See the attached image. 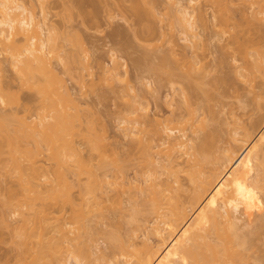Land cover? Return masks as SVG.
Here are the masks:
<instances>
[{
	"label": "rangeland",
	"instance_id": "374dc122",
	"mask_svg": "<svg viewBox=\"0 0 264 264\" xmlns=\"http://www.w3.org/2000/svg\"><path fill=\"white\" fill-rule=\"evenodd\" d=\"M28 1L29 0H27V5L30 2V1L29 2ZM33 1H34V3L31 4V2H30V5H28L29 6L28 8L32 10V8L30 6L35 4L36 10H34L35 8L33 6V8H34L33 12L37 15V18L38 19L40 17L43 18V15L46 14L48 24L50 25V28L48 30L49 32L44 31L43 34L41 33V35L44 36L45 33L51 34V37L52 36L54 37L53 38L54 42L56 41L55 38H57L58 45L56 43L55 44L59 47V48L58 47L57 48L59 49V52H60L59 53L57 50V53L61 55L62 53L65 52L63 54L65 57L63 55L62 56L59 55V57L56 54H55V56L53 55L54 57L52 56V59H54L55 62L52 59H51V62H52V64L54 63L53 65L55 67H57L58 72L61 73L59 75L61 77L63 76L62 78L66 80L65 82H67L66 84H68V88L70 89V92L73 95L71 97H73L74 100L71 98L72 100L70 99L71 100L70 101L69 100L70 97L65 98L66 95L63 96L62 94L60 95L61 97L57 95V98L60 97V99L54 98V97H56L55 93H53L54 97H52V100L54 102L58 101L57 103L59 104V106L60 107L63 106L62 110H64V108H65L64 111H62L61 109H60L61 111L58 110V113L62 114V115L65 114L64 116H66V119L68 120L69 127H71V124H72V127H71L72 130L69 129L70 132H67V134L69 133L68 134L69 137L66 136L67 134L65 135L66 139H67V137H68V139L65 140V138H64V140H65V144L63 145L64 151L66 149L70 154L69 155L65 151L66 155L64 157V159H65V162H63L64 165L60 164V166H57L59 164V161H60V163H62L61 160L53 161V158L51 159L50 158L51 156L50 155H49L50 157L48 156L49 152L45 151V150H47L46 147L44 148V152H43V149H41L43 154H41L42 152H39L40 150H38L37 152L34 151L33 154H35V156L38 159L34 160V157H33L30 160H27V156H25V157H21V159H23L22 162L24 161V158H25L26 161L24 163H26V162L28 163L29 161H30L29 163H32L31 160L33 159L36 162V163L34 162L35 163L34 165L36 167H38L40 171H43L45 169L44 171H46L48 173L47 174L46 172L43 173V172L38 171L39 173H42L40 175H42L43 178H46L43 176V174L47 175V176L51 174L48 177V179H49V181L52 180V182H54V184L56 182L58 183V181L60 179V181H62V182L59 181V183H61L60 187L64 188V189L63 188L62 189H63V191H65L67 197L68 198H72V197L75 198L73 207H74V210L76 209L75 211H77V209L82 208L80 206L81 203H80V188H79L81 178L79 179V177H81V176L83 178H85V177H84V175H81L80 173L78 174V172H79L78 168H79L80 164L84 163L83 159L85 160V162H87L91 158L92 161L90 159L89 162L91 161V163H94L93 165H97L99 167L98 172L108 171L107 173H109V175L112 176V175L116 174L117 169L115 168V170H114L113 166H115V165L113 163L110 164L109 162L113 161L114 158H117V159H119L121 164L125 165V167H126L125 168V174H126L127 178L130 179V181L135 182L138 179L141 181L143 179H147V177H146L147 173H144V172L150 171V170H147L148 168L149 169L151 168V170H153L158 165L157 164L156 165H150V167H148L147 166L148 164L145 162L146 159L142 160V158H141L142 154H145L144 153L145 151L143 152V150H145V149H143V146L146 145L148 142H150V139H152V138H154V139H152V140H154L153 143H156L155 139H158V140L160 139V138H158V135H157L158 133L156 132V128L158 126L156 124L154 127V124H155L154 122H157V120L165 119L162 122L167 123V121H166L167 118L173 117L172 114L176 113L178 121L180 122V120H182V121L184 120V122H180V123L176 122L178 124H176V123L171 124L170 123L168 126L170 127V125L174 124L173 127H175L176 125H178L179 127H182L180 131L184 132L187 135V138L194 139L193 140V141H195L194 143L198 144L199 146L202 147V149H204V153H205V155H207L209 157V159H210L211 154L207 153V151L211 152V153L214 152L213 153L214 156L211 155V159H213V160L210 159L211 163L209 161V163L205 164L207 166V169L205 168L206 167L205 165H204L205 167H203V169H205L204 170L205 171V173H204L205 177H206V175L209 174L211 176V178H210V176H208L210 178V179L209 178L208 179L212 180L213 179L212 176L215 177L214 174H216V176H217V172L213 173V171L219 170L218 173L221 172V170H220L221 166L224 164L222 166V172H224L226 174H224L225 176H223V173L221 172L220 176H217L218 180L219 181L223 180V182H227V186L231 187L232 189H233V187H235L236 188V190L234 189L235 191L238 190L236 192L237 194L234 195L232 193L231 188L230 189L227 188L228 190H231L230 192L229 191L228 192L232 193V195H234V197H230V194H229L228 198L230 199V201L226 202V206L227 205H229V206L227 208L226 207L225 208L229 211V213H231L235 217L239 218L240 222L242 224H247V225H245L246 227H243L244 229H241V231H243V232L245 231L247 233L244 236L245 239H247V237L249 240L251 239L250 241L247 240L249 242L246 244V246L248 248L247 250H249L248 254L251 252L249 254V257L250 256L251 257L248 258V254L245 251L244 257L246 259L242 255L237 256V255H239V253L234 256V259L236 260V258H237L238 261H241V263H243V264H247V263L248 264H264V224H263L264 223V188H263L264 187V127L262 129L259 128L260 130L257 129L258 127L264 126V124H262L264 122V118H262V117H264V74H263L264 69L262 68L263 71H261V69H258L259 67H262V65H264V60H263L264 58H262L263 54L261 53V50L264 53V14H263L264 13V0H228V1L227 0H221V2H220V0H214V1L213 0L212 1L211 0H193V2H192L193 4L191 3V5L189 4L190 3L189 0H182L184 4L186 3V5L187 4H188V6L190 5L189 8L191 9V12L193 13V15L195 12L194 16H196V17L195 18L193 17V18L194 19L198 18L196 20H193V21H196L197 26H198V28L196 26V30H195L196 34H198V35H196V37H195L196 40H195V38L193 39V41L195 40V43L192 40L188 39L194 43V44L190 43L193 45H195L198 42L196 44L197 46L195 45V47H193V46L191 47V45L189 44L190 41H188L186 43V41L184 40L185 36L183 35V33L181 34V32H180V30L182 31V28L180 29V27H181L180 22H178L177 18L175 19V17H172V16H177V14L175 13L176 11L174 9L175 5L171 4L172 2L174 3L176 0H174V1L171 0V2H169L170 0H157V1L151 0V1H153V2H151L152 5H150L149 0H148L149 4L143 0L146 3V5L149 6V9L150 8L153 9L152 10L153 14H155L156 17L152 16L153 15V14L151 15L152 12L150 13L148 11L149 9H147L148 6L146 7L144 2H142V0H139L140 1L139 5H141L139 7L141 9L143 8V10H141V11H143V14H144L143 16L146 18L141 16L142 13H140L141 18H139V16L137 15L138 12H136V14L134 13L136 11L135 7H133V5L135 3L133 4L130 0H73V1L72 0H69V1L68 0H48V2L46 3L48 5V7L46 8V10H45L46 13L44 12V14H43V11L41 10V8L39 7L40 5L38 4V2L36 0H33ZM36 3L38 4V6ZM70 3H71V5H70ZM171 5H173L174 8L170 7ZM150 6H154L155 10H157V11H155L154 8L150 7ZM193 6H195V7L193 8ZM145 7H146V9H145ZM199 7H202V9L204 11H202V9H201V11H199ZM70 8H71V10H68ZM170 8H173L170 10L171 12L169 11ZM144 9L147 12H149L150 17H149V15L146 16L147 12H144L145 11ZM195 9H197V10H195ZM216 9H218V10L215 11ZM257 9L261 10V11L259 12ZM219 10L222 11L223 15L225 12V16L221 15L222 13H220ZM68 11L69 12L71 11V13H69ZM154 11H155V13H154ZM172 11L176 15L172 14ZM197 11L200 13L203 12L205 15L203 14L202 15L203 17L200 18L199 13ZM214 11H215V13L218 12L220 14L217 13L216 14L217 16H216L213 13ZM243 11H245L244 14L246 16L243 14ZM41 12H42V14H41ZM253 12L254 13L257 12V13L254 14ZM156 13H158V14H156ZM258 13H260V14H258ZM164 14H166V15H164ZM241 14H243V15H241ZM67 15H69L68 16L69 18L67 17ZM71 15H72V17H71ZM135 15H136V17H135ZM218 15L220 16L218 21H220V18H222V17H224L223 18L224 20L221 19L222 21H220V22L216 21L218 19ZM213 16H215V17L213 18ZM170 17H172V18H170ZM204 17H206L204 19V21H206V22H204L202 20ZM42 18H40V19H42ZM141 19L143 21H141ZM214 19H215V21H214ZM226 19L229 20V21H227V27L224 26V24L226 23L225 22ZM198 20H199V22H197ZM200 20H202L203 25L200 24L201 23ZM172 22H174L175 25L172 24ZM236 22H238V24ZM218 23H219V25H218ZM178 25H180V26H178ZM147 28H149V29L147 30ZM221 28H223V30ZM55 29H56V31H55ZM142 29H143V31H142ZM152 29H153V31H152ZM224 29L225 30L229 29V30H227L226 31L227 33H226ZM63 31H64V35L60 36V34H63ZM145 31H147V32L145 33ZM219 31L220 32L222 31L223 33L222 32L219 33ZM142 32L145 33V35ZM148 32H149V34H148ZM215 32H216V37H215ZM217 33H218V35H217ZM56 34L58 36H56ZM69 34L70 35L74 34L75 36L72 38ZM79 34H80V37H82V38L79 39L78 42H79V44L81 41L84 42V43L81 42V44L84 46H82L81 44L79 45L77 42V39L80 38ZM212 34H214L213 35L214 37L212 36ZM219 34L220 35L223 34V35L220 36ZM230 34H231V36H230ZM153 35H155V36H153ZM224 35H226V36H224ZM234 35L235 36L237 35V38L240 36L241 39L238 38V41H237L235 39V37H233ZM63 36L67 37V41H66V38H64ZM74 38L76 41L73 44ZM152 38H153V40H152ZM221 38L223 40H221ZM58 39L59 40L61 39V41L64 40L63 41L64 45ZM68 39H70L71 41ZM197 39H198V41H197ZM232 40H234V41H232ZM145 41H147V42H145ZM150 41L152 42V44ZM235 41H237L240 44H241L240 41H242V43L244 41V43L241 45L243 47H245L246 50H244L245 48H243V47L241 48V45L239 44L240 50H238V47L236 46L237 47V49H236L237 51H236L235 45H237L238 43ZM143 42H144V44H143ZM230 42L233 45L229 44ZM60 43L62 46H60ZM76 43H77V45H75ZM224 43L226 45L229 44L228 46L231 45L228 48V50H226L228 46L227 47H226V45L222 46ZM187 44H189V45H187ZM248 44H251L250 45L251 47H249ZM172 45H175V47H173V48H175L176 50L175 51L172 50L173 54L171 57L170 53H172L171 52V46ZM245 45H247V46H245ZM63 46H64V48H63ZM154 46L155 47L157 46V47L155 48ZM147 47L148 48L153 47L152 48L153 51L151 50V48L148 49ZM196 47L198 49H196ZM247 47H249V48H247ZM222 48H223V50H222ZM248 49H249V51H248ZM257 49H259V50H257ZM241 50H242V52L248 51L249 54H247L248 56H246L245 58H247V59L249 58L250 59L249 61H247V59H245V58L243 59V55H245V53H247V52H244L243 54H242V52H238ZM77 51H80V52H77ZM150 51H152V52H150ZM224 51H226V52H224ZM234 51H235V53H234ZM258 51H260V53H256ZM153 52H154V54H153ZM164 52H166V53H164ZM79 53H81V54H79ZM162 53H164V54L162 55ZM174 53H177V55ZM226 53H228V54H226ZM87 54H89V55H87ZM145 54H147V55H145ZM150 54H151V56H150ZM167 54H169V55H167ZM179 54L184 55L183 57L193 56L197 61H200L198 63L199 69L196 71V74L198 75V73H200V72H201V74L207 73L205 77L203 76V78H205L204 79L205 81L203 80V78H202V81L208 82V83L206 82L207 84L204 83L205 85H207L208 88L207 87L206 88H195V89L188 88L189 86L185 85L188 82L186 81L187 83H185L184 80H182V82H181L179 77L177 78L176 75H175V77L173 75V77L170 80V78L167 79L165 74H163L159 70H158V72L162 73V75H164V76H161V74L156 72V70L158 69V66L160 65L159 63H161L160 62L161 56L159 57L157 55H162L163 57L166 55H167L166 57L169 56L168 61L171 57L172 63L174 62L173 63V66H175L174 69H176L177 64L175 63V61H173V59H174L173 56L174 55L178 56ZM237 54L239 56L241 54V57L236 58L235 55L237 56ZM77 55H79V57H77ZM113 55H114V57H113L114 59H112ZM260 55H262V56H260ZM8 56L9 55L7 54V52L5 53V51H0V59H1L0 60V66L2 67V70L0 69V86H2L1 88L6 87L4 89L9 92L6 94H10V95H7V96H10L9 100L8 101L6 100L8 102V103L6 102L7 105L6 104H4V106L2 105L3 108H2V110L1 109L0 110L3 113L6 112V113H9L10 115H11V113H10L11 111H12V113L14 112L11 115V117H13L15 115L13 117V119L11 117L8 118L9 115L8 116L6 115L7 118L9 119V122H11L12 120H13V122H15L18 119V122H21V123L23 122V125L24 124L27 125V123L24 121V120H26L25 118H27L29 120V122L32 119H34L35 121H33V122H35V123L31 122L27 126L24 125L26 127L25 128L22 124H19L17 122L11 124L7 121L9 123V124L7 123L8 127L6 125L7 130H6V127L4 130L0 129V148H1L0 152L3 153V154L0 153V156L2 157V158L0 157V161H1V165H0V181H1V183H0V195H2V197L4 195V188H5L6 184H9L10 186L12 184L13 185L15 184L16 186L12 185L13 187L11 186V188L12 189L15 188L17 190L19 189V181H18L17 174L13 173L14 171H12V169L15 165V161L11 162V164H7L10 161H12V159L14 160L13 155H15L17 153V151H16V153L13 154L14 150H12L10 145H9L8 137L10 138V137L15 136V134L18 133V132H15V129L20 130L22 128L23 130H22V132L19 131L20 132L19 134L24 135L25 137L29 136V138L26 137V139L28 140L27 141L25 139V137H23L22 140L23 141L25 140V141L24 142L23 141L18 142L17 145H18V147L22 146L21 151H24L25 148H23V147H27V148L29 147L30 150H29V148L28 149L26 148V150L32 152L31 147L33 148L34 146H36V143L34 142L35 143V145H34V143L32 142L35 140V138L32 136H36L37 138H39L42 135L41 134L42 132L40 133L41 135L38 134L40 128L38 129L35 126V124H37L36 120L38 122L39 119H41V120L44 119V117H45L44 115H46V116L48 115L47 119H45L46 122L43 120L46 124L52 120L50 117V115H52V113H49L48 109H47L48 107H46V105L51 101V99L45 101V99H47V98L43 97L44 93L42 94V90L40 91V89L37 87L30 89L31 87L29 88V82H27L28 83V85H27L26 81L24 80V82L26 83L25 84L23 82V79H21L22 76L19 77L20 74L18 75V73L14 70V68H12L11 63H9L10 60L8 59ZM154 56L157 58H155ZM232 56L235 58H233ZM253 56H260V60H259V57H257L258 59L256 61L255 60L256 57L254 58ZM2 57H5L7 60L5 58L2 59ZM60 57H61V59H60ZM62 57H64V58H62ZM183 57L180 56V58H183ZM222 57H224V58L222 59ZM118 58H120V59H118ZM158 58H159V63H157ZM56 59H58V60H56ZM59 59H60V61H59ZM116 59H117V64H118V67L120 70L118 68L114 70V68H113V65H115V63H113V62H115ZM237 59H240V60H237ZM261 59H262V62H261ZM111 60H114V61H111ZM181 60H183V59H181ZM254 60H255V62H257L258 65L259 64H261V65L255 66L256 63L254 62L255 65L253 64ZM258 60H259V62H258ZM119 61H122V62L120 63ZM227 61L229 63L231 61L232 62L229 64ZM241 61H245V62L240 63ZM82 62H83V65H82ZM111 62H112V64H111ZM224 62H226V63L223 64ZM248 62H249V64H248ZM89 63H90V65H89ZM220 63L223 65H221ZM245 63H246V65H245ZM151 64H152V66H151ZM169 64H170V61H169ZM202 64L205 66V68ZM231 64H232V66L230 67ZM171 65H169V66L171 67ZM183 65H185V62L183 63ZM243 65H245V66H243ZM76 66H78V67H76ZM84 66H86L87 68ZM156 66H157V68L154 70V68ZM242 66L245 69H246V67L248 68V66L249 67L255 66L254 68L250 67L251 69L253 68L254 70L249 69L250 70L249 72L252 71V73H250V77L252 75L253 78L251 77L250 79H248V77L247 78L242 77L243 80L241 79V75H238V74L240 72L241 73L246 72ZM236 67H237V70L239 71L238 74L236 72L237 70H235ZM239 67H240V69H239ZM81 68H82V70H81ZM255 68H256V70H255ZM67 69L70 71L65 72ZM111 69H113V70H111ZM185 69H187V68L185 67ZM200 69H201V71L198 72ZM204 69H205V71H204ZM202 71H204V72H202ZM253 71H256L257 73L253 72ZM236 74L238 75V77L236 76ZM107 75H109L108 78H107ZM197 75H195L196 78H197ZM39 76H37V77H39ZM125 76H126V78H125ZM218 76H220V77L222 76L223 79H226V78L229 79V80L226 79L224 82H226V81L228 82V81L232 80V82L230 81L231 83H233L232 86L230 88H228L227 82L226 83L223 82V83H221L222 85L217 84L218 87H222L224 84H226L222 88L214 87L215 85L213 84V81H214V83L216 81L218 82V80H215L214 78L216 77L218 79ZM43 77H40V79H42ZM127 77H128V79H127ZM201 77H198L200 82H202L200 80ZM165 79L167 81H165ZM174 80L176 81V82H174L176 87L180 88L179 85H181L183 87L186 86L185 92L186 93L189 92L188 95L191 97V98H189V100L191 99L190 101H188V102L186 101L187 103L184 101V96H183L184 94H182L180 91H178L179 88L176 91H172V88L170 89V86L172 87V85H173V87H174V84H172L170 86H169V84L173 83ZM179 80H180V82H179ZM126 81L130 82V84L132 86L129 83L127 84ZM170 81H172V82L170 83ZM183 81L185 84H183ZM195 82H198V81H195ZM200 82H199V84H201ZM209 83H212V85H214V86H212V85L210 86ZM229 83H228V85L231 84V83L230 84ZM162 84H164V86ZM126 85H128V87ZM201 87H203V85ZM205 95H208V96H205ZM62 96H63V98H65L67 100L63 101ZM133 97H135V99ZM17 98L19 101L17 100ZM59 100L61 101L60 103H59ZM129 100H130V103L128 102ZM170 100L173 101V104H170V103H172ZM74 101H76V102L78 101L77 102L78 105H76V103ZM44 102H45V104H44ZM63 102H65V103H63ZM189 103H190V105H189ZM1 104L2 103H0V105ZM131 104H132V106L133 105H135V106L132 107ZM169 104L174 105V106L170 107ZM184 104H187V105H184ZM48 105L50 106V103ZM59 106H58V108H59ZM128 106H129V109H128ZM136 106L137 107L139 106L138 107L139 110L137 113L129 115L128 114L129 112H128V113H126V115L128 117L131 116L133 119L137 118V120L139 121L137 127H138V131H140V134H139V136H137L138 134L136 133L134 136H132V137L130 136L127 138L126 136H124V133L122 130L124 128V127H122V125L123 126L125 125V124H123L122 119L126 116L125 115L126 111L135 110ZM186 106L189 108H187ZM42 107L44 109H42ZM125 108H127L128 110ZM191 108H192V110H191ZM66 109H67V111H66ZM172 110H174V112ZM192 111L194 112V114L192 113L194 116H192L190 113ZM139 113H141L140 116L144 115L143 118H139L140 117V116H138ZM22 116L23 117L25 116V118H23ZM16 117H17V119H15ZM48 118H49V120H48ZM202 118H204V119H202ZM10 119H11V121H10ZM141 119L142 120L144 119L146 121V123L145 122L143 123L144 120L141 121ZM260 119L263 121L262 123H261ZM150 120H152L151 123H150ZM199 120L203 121L204 124L201 123V121H199ZM257 120L258 121L260 120V123L262 124V126L257 125L258 127H255ZM43 121L41 122L43 124V126L41 125L42 127H44V125H45V123ZM175 121H177V120H175ZM205 121H206V123H205ZM71 122H73V123H71ZM254 122H256V123L253 124ZM32 123L34 125L33 128L36 127L38 130V133L36 132V130L31 128V126H29ZM75 123L78 126H76ZM192 123H193V125H192ZM200 124L204 125L203 129H202V125H200ZM206 124H208V125H206ZM252 124L254 125L255 128H251ZM258 124H259V122H258ZM38 125H40V123H38ZM73 125L79 129H77V128L75 129ZM42 127H41V130H44V128H42ZM183 127H184V130H182ZM73 128H74V130H73ZM178 129H180V128H178ZM33 130H34V132L37 133V135L36 134L33 135L34 134V132L32 133ZM80 130H81V132H80ZM246 130H247V133H245ZM248 130L252 134V137H251V134L248 132ZM76 131H78V132H76ZM235 131H237L238 133ZM1 132L3 133V135ZM73 132H75V133H73ZM13 133H15V134L13 135ZM23 133H26V134H23ZM30 133H32V135H30ZM78 133H79V135H78ZM155 133H157V134H155ZM211 133L214 135V137H212L213 135ZM248 133L250 135H248ZM19 134H16V135H19ZM73 134H74V136H72ZM76 134H77V136H76ZM177 134H180V132ZM207 134L208 135L210 134L211 136H208ZM141 136L143 137L144 140L146 139V142L144 141L146 144L144 142H142L140 144L141 141H139V140H141L140 139V138H142ZM207 136L210 139L212 138L211 142L209 141L210 139L208 140ZM148 137H150V138H148ZM204 137L207 139L205 140ZM90 138H91V140H90ZM236 138H237V140H235ZM147 140H148V142H147ZM207 140L210 143L214 142L212 144V146L208 145L209 142ZM96 142H97V144H96ZM158 142H160V141H158ZM66 144L68 145V147ZM93 144H94V146H93ZM142 144H144V145H142ZM44 145H45V143H44ZM6 146H7V148L9 147V149H7ZM42 146H40V148L44 147V146L43 147ZM72 147H74L76 150ZM94 147L96 148V150ZM97 147H99V148H97ZM207 147H208V149H207ZM34 148H33V150L37 149V147H36V149H34ZM144 148H145V146H144ZM209 148L211 150H209ZM213 148H215V149L212 150ZM10 149L12 152L9 151ZM20 149H21V147H20ZM77 149H79V150H77ZM106 149H107V151H106ZM205 149H207V151H205ZM8 152H11V153H9L10 155L13 154L12 158H10L11 156L8 155ZM79 152L81 155L79 154ZM101 152L102 153L104 152L103 156H102ZM232 152L235 154H233ZM74 153L75 154L77 153V154L75 155ZM6 154H7V156H6ZM23 154H24V152H23ZM232 155H235V158H236L237 163H238V165H236V164L235 165L239 167L238 168L239 172H237L238 170L237 171L233 170V173L228 171L230 169L231 165H230V163L228 164V161L226 158L230 159V156H232ZM29 156H30V154H29ZM66 156H68V157H66ZM40 157H42V158H40ZM73 157H75V158H73ZM102 157H105V159L107 158L105 160L106 162L109 161L108 163H106V162L104 163V164H106V166H104V164H103L104 161H103ZM144 157H145V155H144ZM184 157H187V158H184ZM190 157L186 156V155L180 157L179 161L177 162V163H179L178 166L175 165V169L173 168L175 171H177L176 167L179 169L177 171L179 184L178 185L175 184V185H176V187H178L180 185V188L178 189L179 191L176 190L175 193L178 197V200L183 201L181 205H177V206H181L179 208H182V209H179V208L178 209L180 211L186 210V212L190 216V217L188 216V218L190 219V222L192 221L191 223L188 224L189 226H191V229H189L190 227L188 228V225H187V228L190 231H185V229L183 227L186 228V226H180V228L178 230H179V232H182V231L185 232V233H183V232L182 233H183V236L185 235L184 239H186V240L188 239V237L190 235H193L192 237H189V239L190 240L192 239V241H193V237H195L194 242L196 240L197 242H195V243L197 245L203 247V248H206L207 244H209L210 241L212 242L214 240L215 241L213 243L215 245V243H219L220 240L222 239L223 241H221L219 243V245H221V244H223L222 242L225 241L224 239L226 237H224V236L231 234V232H229L228 229L226 230L225 227L223 228V226H225L227 224H225V222H223L222 219L219 221V223L215 224L214 221L210 218V216H208L209 218H205L207 215H209L208 212H206L207 213L206 216H205V213L201 214L202 211L205 212L204 210H202L203 204L199 205V204H201V203H199L198 205L200 207H198V205H197L198 202L196 204H195V202H194V204L191 203V201L193 202L192 198H193V195L195 193V188H194L195 183L191 181L190 176H192L193 172H198L197 170H199V172H200L201 170H200V167H193L192 162L194 160V157L192 156L191 157L192 160L189 161ZM28 158H30V157H28ZM235 158H233V159H235ZM40 159H41V161H40ZM66 160H68V161H66ZM214 160H215V162H214ZM37 161L38 162L40 161L41 163L42 162L43 163L39 164ZM57 161H58V163H57ZM89 162H87L88 166L90 164ZM2 163H5L6 165L5 164L2 165ZM67 163H68V165H67ZM87 163H86V165H87ZM74 164L76 167L74 166ZM107 164L108 165L110 164L108 166V168H107ZM208 164H210V165L208 166ZM7 165H8V167L9 166L10 167L8 168ZM12 165H13V167H12ZM41 165L44 166V169L41 168L42 167ZM189 165H190V167H189ZM84 166H85V164H84ZM90 166H91V164H90ZM153 166H156V167H153ZM212 166H217V168L219 167L220 169L217 170V168L215 169ZM105 167H106V169H105ZM209 167H210V169H209ZM5 168L11 169V172H7L9 170H7V169L5 170ZM49 168L51 171L49 170ZM59 168H60V170H59ZM72 168L75 170H73ZM231 168H233V166ZM235 168L236 167H234V169ZM47 169H48V171H47ZM62 169H65V171H68L67 172L68 174L64 170L62 171ZM206 170H207V172H206ZM210 170H211V173H210ZM60 171H62L63 173L62 172L60 173ZM163 171H164V174L163 175L161 174V178H160L161 180L164 179L163 177H165V179H166V177L169 176L170 168L166 166ZM150 172H148V173H150ZM6 173L7 174L10 173V175H12V176H9V175L7 176V175H5ZM141 173H143L144 175H142ZM212 173H213V175H212ZM234 173H235V176L238 175L236 177V179H235L234 175L232 176V174H234ZM59 174H62L63 176L60 175V178H59ZM65 175H67V176H65ZM201 176H203V175H201ZM40 177L41 176H39L38 179L41 181V183L42 182L44 183V181H45V184L47 185L48 180L44 179V181H43V178H40ZM69 177H71V178H69ZM142 177H143V179H142ZM226 177H227L228 181H224V180H226L225 179ZM50 178H52V179H50ZM82 181H84V180L82 179ZM232 182L234 183L233 187H232V184H233ZM229 183H232L231 186ZM45 184H44V186H45ZM64 184H66V185H64ZM135 184L137 185L138 182H136ZM9 185L8 186L6 185V188H8ZM67 185L70 187H68ZM136 185L135 186H134V184L131 185V187L126 190V192H122V193L119 192L118 189H108V193L102 195V200H101L102 205L100 206L101 208L98 209V208L94 207V211H93V208H91L93 212H91V213L89 212V214H91V217L89 216V220L82 219V216H81V220H80V218H78V217L76 218L73 216L74 220L76 222L73 221V218H72V222H70L71 221L70 218L72 217L71 215L73 214L72 207H70V204H68V203H65L63 205L61 204L59 207L62 209V211L58 212V214H55V215H58L60 217V221H63L62 219H64V221H66V223L68 222L69 225L66 226L67 225L66 224L65 225L66 228H64V230H66V234L68 233V235L65 234L66 235L65 236V235L59 234L57 231L55 232L56 226L60 223L59 220L58 221L55 220V223L54 222L51 223L50 228H52V225H54V227H55V228L54 227L52 228V229H54L53 230L54 233L51 229V231L47 235H51L53 233V234L60 235V236L62 235V237L65 236L64 240L61 237V241H59V242H62V240L65 241L64 242L65 245H63V247H66V245L69 246V247H66L67 252H69L68 248L70 249L71 247L73 248L72 251H74V249L76 252H78V250L81 251V253L83 255V257L81 258L82 264L86 263L85 262V261H87L86 258H88V261L89 260L91 261V264H109V263L110 264H137V257H138V254L140 252H142V255L147 253L151 257H156V253H160L163 251L164 253H162V254L165 255L167 250L169 251V249H170V244L172 245L173 244L172 242L175 241V240H171L170 235H171V233H172V235L174 233V236H175L176 233L173 232L174 230L172 231V229H171L172 227L170 228V226H172V224L167 222L168 219L165 220V217H162L161 219L164 222L159 218L158 219L160 221H158V219L155 218L156 215L151 214V213L148 214V209L150 208L148 201H147L148 191L146 192V190H145L144 192L141 193L139 189L135 188ZM224 185H226V184H224ZM227 186H225V187H227ZM144 195H145V197H144ZM69 196H72V197H69ZM218 200H220V199H218ZM216 202L219 203V201H217V200H216ZM79 203H80V205H79ZM146 203H147V205H146ZM179 203H181V202H179ZM190 203H191V205H189ZM236 203L238 204V209L235 208ZM98 205H100V204H98ZM194 205H196V206H194ZM75 206H76V208H75ZM145 206H147V208H145ZM185 206H188L189 208L188 207L186 208ZM191 206L193 207V212H192ZM194 207L196 210L194 209ZM216 207L219 208L218 205ZM200 208L202 211L199 210ZM220 208H221L220 210L223 211V204H222V206H220ZM139 209H141V210H139ZM203 209H205V207ZM196 211H197V213H196ZM77 212L80 214L79 211H77ZM77 214H76V216H78ZM197 214H199V217L201 215H203V217L205 216L204 219H203V217H200L201 218V220H200V218L197 217L198 216ZM69 216H71V217H69ZM196 219H199V220H196ZM205 219H206V223H205ZM156 220H157V222H156ZM169 220H170V218H169ZM3 221H5V218L4 219L1 218V210H0V264H17V263L19 264V262L17 261L18 251L15 250V248H17L18 246H17V243H15L16 239L14 238L15 235L17 236L19 223L16 221L15 217L11 218L10 216L8 217V219L6 218L5 223ZM8 221H9V224L7 223ZM52 221H54V220H52ZM145 221H146V223H145ZM179 221H180V219L178 220L177 223H179ZM161 222H163V223H161ZM220 222L223 223L222 224L223 226L221 225ZM2 223H4V224H2ZM80 223L81 224L85 223V225H81ZM87 223L88 224L90 223L89 226L91 225V227H89V228H91V231H89L87 229L86 230L89 231L91 234L90 233L86 234L84 232L85 226H86V228L88 227ZM138 224H140V226H142L143 228L139 227ZM181 224H182V222H180L179 225H181ZM190 224H192V225H190ZM5 225H7V227ZM200 225H201V228H200ZM155 227H158L159 230L156 231V233L152 234L150 229L152 230V228H155ZM219 227L221 228L220 230H218ZM145 228H148V230L150 231V239L151 240L148 244L144 243V238L142 236V233H143L142 231H144ZM56 229L58 230V228H56ZM182 229H184V230H182ZM64 230H63V232H65ZM133 230H134V232L131 233V231H133ZM180 230H182V231H180ZM199 231H201V232L199 233ZM219 231H221L220 235L217 233ZM61 232H62V230H61ZM186 232L189 234H187ZM226 232L229 234H227ZM243 232H242V234L240 232V234L242 236L244 235ZM255 233L257 235H253ZM131 234H136V235L134 236V238L130 239L129 236ZM221 234H223L222 238H221ZM258 234H260V235H258ZM47 235H46V238L48 237ZM246 235H248V236H246ZM186 236H187V238H186ZM218 236H220V237H218ZM229 236L232 237L233 234L229 235ZM68 237H70L71 239H69ZM113 237L118 238V241L116 239L117 242H115V243H118V248H116L115 243H114V247L116 250L115 249L111 250L114 252V253L113 252L111 253L110 249H107L106 246L108 245L107 243L110 244L111 241H112V243L114 242ZM67 238H68V240L66 242L65 239H67ZM111 238H113V240ZM216 238H218L219 240H216ZM253 238H255V239H253ZM11 239H12V241H11ZM48 239H51V238L49 237ZM166 239H168L167 241H169V242H167V243H169V245L167 243H165ZM227 239L228 238H226V240ZM57 240H59V238H57ZM186 240H185V242H186ZM227 243L229 244V242H227ZM228 244L225 243V244H223V246L226 245V247H228L227 246ZM167 245L169 248L167 247ZM109 246L112 247L111 245H109ZM166 247L168 248L167 250H166ZM220 247L222 249V245ZM235 247H237V246H235ZM238 247L234 248V249H238ZM251 248H253V249L251 250ZM156 249H157V252H155ZM223 249H224V247H223ZM148 251L150 253H148ZM67 252H66V255L68 254ZM166 255H167V257H166ZM166 255H165L166 259L168 257L171 258L170 251H169V254L167 252ZM246 255H247V257H246ZM241 256L243 257L242 260H241V258H242ZM110 257L111 258L115 257L116 262L113 261V263H112L111 261H109ZM239 257H241V258L239 259ZM113 258H112V260H114ZM169 258H168V261H170L171 264H178L177 261L169 259ZM244 259L249 260V261H245ZM87 264H90V262H88ZM238 264H240V262Z\"/></svg>",
	"mask_w": 264,
	"mask_h": 264
},
{
	"label": "bare ground",
	"instance_id": "6f19581e",
	"mask_svg": "<svg viewBox=\"0 0 264 264\" xmlns=\"http://www.w3.org/2000/svg\"><path fill=\"white\" fill-rule=\"evenodd\" d=\"M30 2H31V4H33L34 3V1L33 0H29ZM28 1V2H29ZM37 2H38V4L40 5L39 7L41 8V10L43 11V14H44V12L46 13V8L48 7V5L46 4L47 2H48V0H36ZM69 1V0H68ZM73 1V0H72ZM71 1V2H72ZM134 5H133V7H135V14H136V12H138L137 13V15L139 16V18H141L140 17V13H142V15L141 16H143L144 14H143V11H141V10H143V8L141 9L139 6H141V5H139V0H130ZM144 1H146V3H148L149 4V2H148V0H144ZM143 0H142V2H144ZM150 1V5H152L151 4V2H153V1H151V0H149ZM157 1V0H156ZM174 1V0H173ZM212 1V0H211ZM214 1V0H213ZM228 1V0H227ZM30 2H29V4L28 5H30ZM127 2V1H126ZM169 2H171V0L169 1ZM190 2V3H189ZM189 4L191 5V3L193 2V0H189ZM196 2V1H195ZM220 2H221V0H220ZM256 2V1H255ZM254 2V3H255ZM146 3L144 2V4L146 5ZM168 3V2H167ZM217 3V2H216ZM37 4V3H36ZM38 4H37V6H38ZM49 4V3H48ZM171 4H173V5H175V8L173 7V5H171L170 7H173L174 9H175V13L177 14V16H172V17H175V19L177 18L178 19V22H180V24H181V27H180V29L182 28V31L180 30V32H181V34L183 33V35L185 36V38H184V40L186 41V43L188 42V41H190V40H192L193 41V39L196 37V35H198V34H196V32H195V30H196V26H197V23H196V21H193V20H196V19H198V18H196V19H194L196 16H194L195 15V12H194V15H193V13L191 12V9L189 8V6H188V4L186 5V3L184 4L183 3V1L182 0H176L174 3L172 2ZM193 4V3H192ZM259 4V3H258ZM27 5V0H0V51H5V53L7 52V54L9 55L8 56V59L10 60V62L9 63H11V66H12V68H14V70L18 73V75H19V77L20 76H22V78L21 79H23V82H24V80L26 81V83L27 82H29V88L30 89H32V88H39L40 89V91L42 90V94L44 93V98L46 97L47 99H45V101L46 100H49V99H51V101L49 102L50 103V106L47 104L46 105V107H48L47 109H48V112L49 113H52V115H50V117H51V121H49V123H45L46 122V120L45 119H47V116L46 115H44L45 117H44V119H39L38 120V122H37V120H36V123L37 124H35V126L39 129V133H38V130H37V128L35 127V128H33L34 127V125H33V123H35V122H33V121H35L34 119H32L30 122H29V120L27 119V118H25V116L23 117V118H25L26 120H24L26 123H27V125L28 124H30L31 122H33L31 125H29V126H31V128H33L34 130H36V132L38 133V134H40L41 132V136L39 137V138H37L36 136H32V137H34L35 138V140L34 141H32L33 143L35 142L36 143V146H34L33 148L34 149H36V147H37V149L36 150H33V148L31 147V150H32V152H30V151H28V150H26V148L27 147H23V148H25L24 149V151H21L22 150V146H19L18 147V142H22L23 140H22V138L23 137H25L24 135H21V134H19L20 132L19 131H21L22 132V128L19 130H16L15 129V132H18V133H16V134H19V135H16L15 133H13V135L15 134V136H13V137H8V141H9V145H10V147H11V149L12 150H14V152H13V154H15L16 153V151H17V155L15 154V155H13V154H9V153H11L12 151H11V149L9 150V151H11V152H8V155L9 156H11L10 158H12V155H13V158H14V160L12 159V161H10L9 163H7V164H11V162H14L15 161V165H14V167H13V165H12V167H13V169H12V171H14L13 173H16L17 174V177H18V181H19V189L17 190V189H12L11 188V186L13 185H9V184H6L7 186L9 185V187L8 188H6V185H5V188H4V195H3V197H2V195H0V210H1V218L2 219H4L5 218V221H3L4 223L6 222V218L8 219V217L10 216L11 218L12 217H15L16 218V221L19 223V226H18V233H17V236L15 235V239H16V242L15 243H17V248H15V250L16 251H18V254H17V261L19 262V264H82L81 263V258L83 257V255H82V253H81V251H79L78 250V252H76L75 251V249H74V251H72L73 250V248L71 249H69L68 248V250H69V252H67V249H66V247H69V246H67L66 245V247H63V245H65V241H63L64 240V238H65V236L66 235H68V233L66 234V230H64V228H66V226H68L69 224H68V222L66 223V221H64V219H62L63 221H60V217L58 216V215H55V214H58V212H61L62 211V209L59 207L61 204L63 205V204H65V203H68V204H70V207H72V210H73V214L71 215V216H69V217H71L70 219H71V221L70 222H72V218H73V221L74 222H76L75 220H74V217H78V218H80V220H81V216H82V219H86V220H89V216L91 217V214H89V212L91 213V212H93L94 211V207L95 208H101L100 206L102 205L101 203H102V195H104V194H107L108 193V189H118V191L119 192H126V190L128 189V188H130L131 187V185H133L134 184V186L136 185L135 183L136 182H138V184L136 185V187L135 188H137V189H139L140 190V192L142 193V192H144L145 190H146V192L148 191V195H147V201H148V204H149V206H150V208L148 209V214H154V215H156V219H161L162 217H165V220L166 219H168L167 220V222H169V223H171L172 224V226H170V228L172 229V231L173 232H175L176 233V235L174 236V233H173V235H172V233H171V235H170V237H171V240H175L174 242H172L173 244V246L170 244V249H169V251H170V256H171V258H169V259H172V260H175V261H177L178 262V264H238L239 262H240V264H243V263H241V261H238V259L236 258V260L234 259V256L235 255H237L238 253H239V255H237V256H240V255H242L243 257H244V253H245V251L247 252V254H248V251L249 250H247L248 248H247V246H246V244L251 240H249L248 239V237H247V239H245V234H247L245 231L243 232V231H241V229H244L243 227H246L245 225H247V224H242L241 222H240V219L239 218H237V217H235L234 215H232L231 213H229V211L226 209L229 205H227L226 206V202H228V201H230V199L228 198V196H229V194H230V197H234V195L235 194H237L236 192L238 191H235L236 190V188L235 187H233V185H234V181L232 182V183H229L230 184V186H231V184H232V187H233V189L231 188V187H229V186H227V182H223V180H221V181H219L218 180V178H217V176H220V174H221V172H222V166L224 165H222L221 166V169L218 167L217 168V166H212L213 168H217V170L218 169H220L221 170V172H219L218 173V171H213L212 169V171H213V173H215V172H217V176H216V174H214V176L215 177H213L212 176V178L215 180L216 178V180L214 181L213 179L212 180H209L210 178H211V176L208 174V175H206V177H205V175H204V173H205V169H203V167H205L206 165L205 164H207V163H209V161H210V163H211V160H213V159H211V155H213L214 156V152L213 153H211V152H208L207 151V149H208V147H207V149H205V151H207V153H209V154H211L210 155V159H209V157L207 156V155H205V153H204V149H202V147L201 146H199L198 144H196V143H194L195 141H193L194 139H192V138H187V135L184 133V132H181L180 130H181V128L182 127H179L178 125H176L175 127H173L174 126V124L173 125H170V127L168 126L170 123L172 124V123H176V122H178V123H180V122H184V120L182 121V120H180V122L178 121V119H177V116H176V113L174 114L173 112H174V110H172L173 112V114H172V116L173 117H169V118H167V123L165 122V123H163L162 121L163 120H165V119H163V120H157V122H154L155 124H154V127H155V125L157 124V128H156V132L158 133H155V134H157L158 135V138H160L159 140L158 139H155V142L156 143H153L154 142V140H152V139H154V138H152V139H150V142H148V140H147V144L145 143L146 142V139L144 140L143 139V137L142 138H140L141 140H139V141H141L140 142V144L142 143V142H144L146 145H144V144H142V145H144L145 146V148H144V146H143V149H145V150H143V152L145 153V154H142V160H144V159H146L145 160V162L148 164H146L148 167H150V165H158L157 167L156 166H153V167H156V168H154L153 170H151V168L149 169H147V170H150V171H143L144 173H147L145 176L147 177V179H143V177H142V181L141 180H137V181H135V182H133V181H130V179H128L127 178V176H126V174H125V165L124 164H121L120 163V161H119V159H117V158H114L113 159V161H111V162H109V161H105L106 159H105V157H102L103 158V164L106 162V163H113L115 166H113L114 168V170H115V168L117 169V171H116V174H114V175H109V173H107L108 171H106V172H104V171H101V172H98L99 170V167L97 166V165H93L94 163H91V161H92V159H91V161L89 162V160L87 161V162H89L90 164H91V166H90V164H89V166H88V163L87 162H85V160L83 159V161H84V163L83 164H80L79 165V168H78V174L80 173L81 175H84V177L85 178H83L82 176L81 177H79V179H80V184H79V188H80V203H81V205H80V203H79V205L82 207V208H79V209H77V211H79L80 212V214L77 212V211H75L74 210V201H75V198L74 197H72V196H69V197H72V198H68L67 197V195H66V193H65V191H63V189L60 187V185H61V183H59V181H60V179H59V181H58V183L56 184H54V182H52V180H50L49 181V179H48V177L51 175H44L43 174V176L44 177H46V178H43L42 177V175H40V174H42V173H39L38 171H40L39 170V168L38 167H36L34 164L36 163L34 160H36V159H38L36 156H35V154H33L34 153V151L35 152H37L38 150H40L39 152H42V150L41 149H43V152H44V148L46 147V149L47 150H45V151H47V152H49L48 153V156L52 159L53 158V161H55V160H61V162L62 163H60V161H59V164L57 165V166H60V164L62 165H64V163L63 162H65V159H64V157H65V155H66V153H65V151L69 154V152L65 149V151H64V144H65V140H67L68 139V137H69V133L67 134V132H70L69 131V129H71V127H72V124H71V127H69V124H68V120L66 119V116H64V115H62V114H59L58 113V110H62V107L63 106H59V104L56 102H54L53 100H52V97H54L53 95V93H55V95H56V97H54V98H57V95L58 96H60L61 94L64 96V95H66L65 96V98H68V97H70L69 98V100L72 98L73 100H74V98L73 97H71V96H73L72 95V93L70 92V89L68 88V84H66L67 82H65L66 80L65 79H63L59 74H61V73H59L58 72V69H57V67H55L53 64H52V62H51V59H52V56L54 55L55 56V54L59 57V55L60 54H58L57 53V50H58V52H59V47L57 46L58 45V43H57V38H55V42H54V40H53V36L51 37V34H47V33H45V35L44 36H42L41 35V33L43 34V32L45 31H47V32H49L48 30H49V28H50V25L48 24V21H47V15L46 14H44L43 15V18L42 17H40V18H42V19H38L37 18V15L33 12V9L36 7L35 6V4L34 5H31L30 7L32 8V10L31 9H29L28 6ZM67 5V4H66ZM65 5V6H66ZM70 5H71V3H70ZM75 5V4H74ZM144 5V6H145ZM156 5V4H155ZM195 5V4H194ZM33 6H34V8H33ZM69 6V5H68ZM82 6V5H81ZM80 6V7H81ZM148 5H146V7H147ZM167 6V5H166ZM67 7V6H66ZM65 7V8H66ZM73 7V6H72ZM132 7V8H133ZM143 7V6H142ZM146 7H145V9H146ZM150 7H153L154 8V10H155V7L154 6H150ZM168 7V6H167ZM195 6H193V8H194ZM68 8V7H67ZM66 8V9H67ZM173 8H170L169 9V11L171 10V9H173ZM257 8V7H256ZM262 8V7H261ZM144 9V10H145ZM147 9H149V6H148V8ZM168 9V8H167ZM201 9H202V7H199V11H201ZM223 9V8H222ZM34 10H36V8L34 9ZM68 10H71V8L70 9H68ZM73 10V9H72ZM153 9L152 8H150L148 11L151 13V15L153 14V11H152ZM195 10H197V9H195ZM218 9H216L215 11H217ZM258 10V9H257ZM141 11V12H140ZM155 11H157V10H155ZM155 11H154V13H155ZM202 11H204L203 9H202ZM215 11L213 12L215 15L218 13H215ZM220 11V10H219ZM256 11V10H255ZM259 12L261 11V10H258ZM263 11V10H262ZM69 12V11H68ZM144 12H147L146 10L144 11ZM149 12H147L146 13V16H148L149 15ZM171 12V11H170ZM198 12V11H197ZM196 12V13H197ZM67 13V12H66ZM69 13H71V11L69 12ZM133 13V14H134ZM199 13V17L200 18H202L203 16V12H198ZM220 13H222V11H220ZM220 13H218V14H220ZM242 13V12H241ZM245 13V11H243V14ZM254 13V12H253ZM255 13H257V12H255ZM254 13V14H255ZM41 14H42V12H41ZM48 14V13H47ZM156 14H158V13H156ZM170 14V13H169ZM172 14H174V12L172 11ZM176 14H174V15H176ZM213 14V15H214ZM228 14V13H227ZM243 14H241V15H243ZM258 14H260V13H258ZM264 14V13H263ZM39 15V14H38ZM74 15V14H73ZM164 15H166V14H164ZM171 15V14H170ZM205 15V14H204ZM221 15H223V13L221 14ZM245 15V14H244ZM69 15H67V17H68ZM152 16H155V14H153ZM217 16V15H216ZM223 16H225V12H224V15ZM246 16V15H245ZM262 16V15H261ZM71 17H72V15H71ZM135 17H136V15H135ZM144 17V16H143ZM149 17H150V15H149ZM156 17V16H155ZM172 17H170V18H172ZM194 17V18H193ZM215 16H213V18H214ZM219 15H218V19L216 20V21H218L219 20ZM232 17V16H231ZM69 18V17H68ZM144 18H146V17H144ZM154 18V17H153ZM206 17H204L202 20L204 21V19H205ZM217 18V17H216ZM224 17H222V18H220V21H222V20H224L223 19ZM143 19V18H142ZM141 19V21H143ZM156 19V18H155ZM159 19V18H158ZM222 19V20H221ZM139 20V19H138ZM157 20V19H156ZM202 20H200L201 21V25H203L202 24ZM140 21V22H141ZM145 21V20H144ZM174 21V20H173ZM177 21V20H176ZM214 21H215V19H214ZM220 21H218V22H220ZM227 21H229V20H227L226 19V23L224 24V26H226L227 27ZM231 21V20H230ZM197 22H199V20L197 21ZM204 22H206V21H204ZM262 22V21H261ZM216 23V22H215ZM231 23V22H230ZM237 24H238V22H236ZM149 24V23H148ZM147 24V25H148ZM153 24V23H152ZM151 24V25H152ZM155 24V23H154ZM172 24H174V22H172ZM171 24V25H172ZM214 24V23H213ZM223 24V23H222ZM150 25V24H149ZM175 25V24H174ZM216 25V24H215ZM218 25H219V23H218ZM240 25V24H239ZM49 26V27H48ZM153 26V25H152ZM178 26H180V25H178ZM177 26V27H178ZM235 26V25H234ZM144 27V26H143ZM150 27V26H149ZM156 27V26H155ZM221 27V26H220ZM197 28H198V26H197ZM149 28H147V30H148ZM218 29V28H217ZM222 30H223V28H221ZM231 29V28H230ZM219 30V29H218ZM225 30V29H224ZM227 30H229V29H227ZM227 30H225V32L227 31ZM55 31H56V29H55ZM54 31V32H55ZM142 31H143V29H142ZM152 31H153V29H152ZM53 32V33H54ZM58 32V31H57ZM147 31H145V33H146ZM151 32V31H150ZM155 32V31H154ZM222 32V31H221ZM220 31H219V33H221ZM224 32V33H225ZM229 32V31H228ZM231 32V31H230ZM52 33V34H53ZM59 33V32H58ZM62 33V32H61ZM67 33V32H66ZM70 33V32H69ZM143 33V32H142ZM145 33H143L144 35H145ZM157 33V32H156ZM223 33V32H222ZM227 33V32H226ZM47 34V35H46ZM148 34H149V32H148ZM234 34V33H233ZM237 34V33H236ZM55 35V34H54ZM61 35H64V31H63V34H60V36ZM67 35V34H66ZM70 35V34H69ZM73 35V36H72ZM72 35H70L72 38L75 36L74 34H72ZM147 35V34H146ZM214 34H212V36H213ZM217 35H218V33H217ZM220 35V34H219ZM223 35V34H222ZM222 35H220V36H222ZM238 35V34H237ZM237 35L235 36H233V37H235V39L238 41V38L239 39H241L240 38V36L237 38ZM56 36H58L57 34H56ZM55 36V37H56ZM68 36V35H67ZM69 36V37H70ZM77 36V35H76ZM153 36H155V35H153ZM224 36H226V35H224ZM230 36H231V34H230ZM64 37V36H63ZM70 37V38H71ZM79 37H80V34H79ZM198 37V36H197ZM214 37V36H213ZM215 37H216V32H215ZM61 38V37H60ZM64 38H66V41H67V37H64ZM82 37H80V38H78L77 39V42H78V40L79 39H81ZM154 38V37H153ZM153 38H152V40H153ZM218 38V37H217ZM220 38V37H219ZM155 39V38H154ZM183 39V38H182ZM188 39H190V40H188ZM226 39V38H225ZM232 39V38H231ZM234 39V38H233ZM59 40V39H58ZM68 40H70V39H68ZM83 40V39H82ZM144 40V39H143ZM146 40V39H145ZM195 40H196V38H195ZM195 40L193 41L194 43H195ZM219 40V39H218ZM221 40H223L222 38H221ZM220 40V41H221ZM59 41H61V39L59 40ZM64 41V40H63ZM63 41H61V43H63ZM71 41V40H70ZM69 41V42H70ZM73 44L75 43V38L73 39ZM197 41H198V39H197ZM232 41H234V40H232ZM237 41H235V42H237ZM82 42V41H81ZM81 42H80V44H81ZM145 42H147V41H145ZM151 42V41H150ZM193 42H189V44L190 43H193ZM241 42V44H243L244 43V41H243V43H242V41H240ZM57 45H56V44ZM61 43H60V46H62L61 45ZM82 43H84V42H82ZM193 43V44H194ZM198 43V42H197ZM196 43V44H197ZM238 43V42H237ZM248 43V42H247ZM66 44V43H65ZM78 44H79V42H78ZM79 44V45H80ZM143 44H144V42H143ZM151 44H152V42H151ZM155 44V43H154ZM153 44V45H154ZM174 44V43H173ZM189 44H187V45H189ZM193 44H190L191 45V47L193 46V47H195V45H193ZM229 44H231V42L229 43ZM228 44V45H229ZM235 44V43H234ZM240 43H238L237 45H235V50L237 49V47H238V50H240L239 49V47H240V45H239ZM56 45V46H55ZM63 45H64V43H63ZM69 45V44H68ZM75 45H77V43L75 44ZM82 45V44H81ZM176 45V44H175ZM175 45H172L171 46V52L172 53H170V55H171V57H172V54H173V51L172 50H176L175 48H173V47H175ZM199 45V44H198ZM224 45H226L225 43L222 45V46H224ZM228 45H226V47L228 46ZM231 45H233V44H231ZM230 45V46H231ZM239 45V46H238ZM249 45V47H251L250 45L251 44H248ZM67 46V45H66ZM70 46V45H69ZM82 46H84V45H82ZM146 46V45H145ZM144 46V47H145ZM186 46V45H185ZM197 46V45H196ZM221 46V47H222ZM230 46H228L227 47V49L226 50H228V48L230 47ZM237 46V47H236ZM245 46H247V45H245ZM58 47V48H57ZM77 47V46H76ZM79 47V46H78ZM155 47V46H154ZM157 47V46H156ZM155 47V48H156ZM190 47V46H189ZM233 47V46H232ZM243 46L241 45V48H242ZM249 47H247V48H249ZM61 48V47H60ZM63 48H64V46H63ZM62 48V49H63ZM148 48V47H147ZM151 48V47H150ZM150 48H148V49H150ZM153 48V47H152ZM151 48V50L153 51V49ZM173 48V49H172ZM243 48H245V47H243ZM61 49V50H62ZM66 49V48H65ZM72 49V48H71ZM78 49V48H77ZM192 49V48H191ZM194 49V48H193ZM196 49H198L197 47H196ZM195 49V50H196ZM224 49V50H225ZM260 49V48H259ZM259 49H257V50H259ZM60 50V51H61ZM155 50V49H154ZM222 50H223V48H222ZM230 50V49H229ZM244 50H246V48L244 49ZM254 50V49H253ZM65 51V50H64ZM152 51H150V52H152ZM167 51V50H166ZM233 51V50H232ZM237 51V50H236ZM248 51H249V49H248ZM248 51H244V52H247V53H245V55H243V59L246 57V56H248L247 54H249L248 53ZM255 51V50H254ZM67 52V51H66ZM76 52V51H75ZM77 52H80V51H77ZM193 52V51H192ZM224 52H226V51H224ZM231 52V51H230ZM238 52H242V50L241 51H238ZM244 52H242V54L244 53ZM252 52V51H251ZM4 53V52H3ZM60 53V52H59ZM65 53V52H64ZM64 53H62L60 56H62ZM72 53V52H71ZM145 53V52H144ZM164 53H166V52H164ZM164 53H162V55L164 54ZM195 53V52H194ZM233 53V52H232ZM234 53H235V51H234ZM256 53H260V51H258V52H256ZM261 53L263 54V56H264V53L262 52V50H261ZM79 54H81V53H79ZM148 54V53H147ZM147 54H145V55H147ZM152 54V53H151ZM151 54H150V56H151ZM153 54H154V52H153ZM174 54H176L177 55V53H174ZM193 54V53H192ZM226 54H228V53H226ZM239 54V53H238ZM237 54V56L235 55V57L236 58H239V57H241V54H240V56ZM87 55H89V54H87ZM156 55V54H155ZM162 55H157V56H161L160 57V62L161 63H159V58L157 59V63H159L160 65L158 66V69L156 70V72H158V70L160 71V72H162L163 74H165V76L167 77V79L168 78H170V80H171V78L173 77V75H174V77H175V75H176V77L178 78L179 77V79L181 80V82H182V80H184L185 81V83H187V84H185L184 83V81H183V84H185V85H188L187 87L188 88H193V89H195V88H206L207 87V85H205V84H207L206 82H203L202 81V78H203V76L205 77L206 76V74L204 75V74H201V69L198 71V72H200V73H198V75L196 74V71L199 69V67H198V63L200 62V61H197L193 56H190V57H187V56H185V57H183L184 55H181V54H179L178 56H173V61H175V63L177 64L176 66V69H174L175 68V66H173V63H172V59H171V57H170V59H169V61H170V64H169V61H168V58H169V56L168 57H166L167 55H169V54H167L166 56H162ZM195 55V54H194ZM234 55V54H233ZM254 55V54H253ZM256 55V54H255ZM5 56V55H4ZM53 56V57H54ZM56 56V57H57ZM64 56V55H63ZM71 56V55H70ZM180 56L181 57H183V58H180ZM231 56V55H230ZM260 56H262V55H260ZM260 56H253L254 58L256 57V61H257V57H259V60H260ZM262 56V58H264ZM55 57V58H56ZM65 57V56H64ZM64 57H62V58H64ZM77 57H79V55H77ZM89 57V56H88ZM114 57V55L112 56V59H114L113 58ZM116 57V56H115ZM145 57V56H144ZM148 57V56H147ZM155 57V56H154ZM227 57V56H226ZM233 57V56H232ZM231 57V58H232ZM235 57H233V58H235ZM252 57V56H251ZM5 57H2V59H4ZM155 58H157V57H155ZM194 58V59H193ZM224 57H222V59H223ZM228 58V57H227ZM226 58V59H227ZM6 59V58H5ZM60 59H61V57H60ZM60 59H59V61H60ZM85 59V58H84ZM118 59H120V58H118ZM181 59H183V60H181ZM245 59H247V58H245ZM253 59V58H252ZM1 60V59H0ZM7 60V59H6ZM53 61H54V59H52ZM56 60H58V59H56ZM78 60V59H77ZM145 60V59H144ZM228 60V59H227ZM237 60H240V59H237ZM250 59L248 58L247 59V61H249ZM255 60L253 61V64H254V62H255ZM259 60H258V62H259ZM264 60V59H263ZM75 61V60H74ZM111 61H114V60H111ZM143 61V60H142ZM152 61V60H151ZM185 62V65H183V63ZM222 61V60H221ZM220 61V62H221ZM229 61V60H228ZM227 61V62H228ZM233 61V60H232ZM231 61V62H232ZM246 61V62H247ZM7 62V61H6ZM55 62V61H54ZM84 62V61H83ZM83 62H82V65H83ZM120 63L122 62V61H119ZM125 62V61H124ZM123 62V63H124ZM230 62V63H231ZM242 62H245V61H241L240 63H242ZM261 62H262V59H261ZM260 62V63H261ZM8 63V64H9ZM78 63V62H77ZM85 63V62H84ZM113 63H115V65H113V68H114V70L115 69H119V67H118V64H117V59L115 60V62H113ZM122 63V64H123ZM156 63V62H155ZM226 62H224L223 64H225ZM229 63V62H228ZM229 63V64H230ZM251 63V62H250ZM256 63V65L255 66H259V65H261V64H257V62H255ZM56 64V63H55ZM76 64V63H75ZM88 64V63H87ZM111 64H112V62H111ZM172 64V65H171ZM201 64V63H200ZM221 64V63H220ZM223 64H221V65H223ZM235 64V63H234ZM248 64H249V62H248ZM247 64V65H248ZM252 64V65H253ZM85 65V64H84ZM89 65H90V63H89ZM169 65H171V67L169 66ZM175 65V64H174ZM197 65V66H196ZM203 65V64H202ZM238 65V64H237ZM245 65H246V63H245ZM245 65H243V66H245ZM57 66V65H56ZM74 66V65H73ZM151 66H152V64H151ZM154 66V65H153ZM184 66V67H183ZM204 66V65H203ZM232 66V64L230 65V67ZM236 66V65H235ZM234 66V67H235ZM242 66V67H243ZM254 66V67H255ZM264 65H262V67H257L258 69H261V71H263L262 70V68L264 69V67H263ZM76 67H78V66H76ZM84 67H86V66H84ZM83 67V68H84ZM89 67V66H88ZM123 67V66H122ZM173 67V68H172ZM185 67L187 68V69H185ZM202 67V66H201ZM238 67V66H237ZM237 67H236V69L235 70H237ZM250 67H253V66H250ZM249 66H248V68L246 67V69L243 67V69H245V73H239L238 74V70L236 71L237 72V74L238 75H241V79H242V77L243 78H247L248 77V79H250L251 77H252V75H251V77H250V73H252V71L251 72H249L250 70L249 69H251ZM253 67V68H254ZM16 68V69H15ZM74 68V67H73ZM87 68V67H86ZM157 68V66L154 68V70ZM204 68H205V66H204ZM251 69V70H254V69ZM0 69L2 70V67L0 66ZM239 69H240V67H239ZM242 69V68H241ZM60 70V69H59ZM68 70V69H67ZM65 71V72H69L70 70H68V71ZM72 70V69H71ZM81 70H82V68H81ZM111 70H113V69H111ZM120 70V69H119ZM233 70V69H232ZM255 70H256V68H255ZM204 71H205V69H204ZM204 71H202V72H204ZM234 71V70H233ZM241 71V70H240ZM244 71V70H243ZM260 71V70H259ZM62 72V71H61ZM122 72V71H121ZM120 72V73H121ZM160 72H158L159 74H161V76H164V75H162V73H160ZM208 72V71H207ZM253 72H256V71H253ZM63 73V72H62ZM115 73V72H114ZM257 73V72H256ZM255 73V74H256ZM262 73V72H261ZM64 74V73H63ZM70 74V73H69ZM111 74V73H110ZM109 74V75H110ZM113 74V73H112ZM123 74V73H122ZM201 74V75H200ZM209 74V73H208ZM236 74V76L238 77V75ZM254 74V75H255ZM264 74V73H263ZM17 75V76H18ZM40 75V76H39ZM109 75H107V78L109 77ZM195 75H197V78L198 77H201L200 78V80L202 81V82H200L199 81V78L197 79L196 78V76ZM200 75V76H199ZM230 75V74H229ZM228 75V76H229ZM37 76H39V77H37ZM44 76V77H43ZM104 76V75H103ZM111 76V75H110ZM235 76V77H236ZM40 77H43L42 79H40ZM208 77V76H207ZM240 77V76H239ZM255 77V76H254ZM39 78V79H38ZM61 78V79H60ZM111 78V77H110ZM125 78H126V76H125ZM164 78V77H163ZM220 78V79H219ZM225 78V77H224ZM232 78V77H231ZM253 78V77H252ZM114 79V78H113ZM127 79H128V77H127ZM176 79V78H175ZM205 78H203V80H204ZM215 80H218V82L216 81L215 83H214V81H213V84L215 85H212V83H209L210 84V86L212 85V86H214V87H216V88H222L224 85H226V84H224L222 87H218L217 86V84L219 85H222L221 83H223L226 79H223L222 78V76L220 77V76H218V79L215 77L214 78ZM238 79V78H237ZM163 80V79H162ZM180 80H179V82H180ZM227 80H229V79H227ZM243 80V79H242ZM165 81H167L166 79H165ZM169 81V80H168ZM178 81V80H177ZM187 81V82H186ZM195 81H198V82H195ZM205 81V80H204ZM231 82H232V80H230ZM230 81H226L227 82V86H228V88H230L231 86H232V84L233 83H231ZM240 81V80H239ZM248 81V80H247ZM251 81V80H250ZM164 82V81H163ZM162 82V83H163ZM172 81H170V83H171ZM174 82H176L175 80L173 81V83H171V84H169V86L170 85H172V84H174ZM199 82L201 83V84H199ZM226 82H224V83H226ZM231 84H230V83ZM25 83V82H24ZM25 83V84H26ZM126 83L128 84H130V82H127L126 81ZM169 83V82H168ZM167 83V84H168ZM205 83V84H204ZM228 83L230 84V85H228ZM252 83V82H251ZM208 84V85H209ZM27 85H28V83H27ZM26 85V86H27ZM36 85V86H35ZM131 85V84H130ZM163 86H164V84H162ZM161 85V86H162ZM203 85V87H201V86ZM34 86V87H33ZM127 87H128V85H126ZM132 86V85H131ZM145 86V85H144ZM168 86V87H169ZM180 86V88L179 87H176L175 86V84H174V87H173V85H172V87L170 86V89L172 88V91H176L178 88H179V90L178 91H180L182 94H184L183 96H184V101L186 102H188V101H190L189 100V98H191L189 95H188V93L189 92H185V87L186 86H181V85H179ZM2 86H0V103H2L1 105H0V109L2 110V105L4 106V104H6L7 105V101L9 100V97L10 96H7V95H10V94H6V93H9L7 90H5L4 88H6V87H4V88H1ZM130 88V87H129ZM128 88V89H129ZM132 88V87H131ZM161 88V87H160ZM184 88V89H183ZM208 88V87H207ZM211 88V87H210ZM213 88V87H212ZM226 88V87H225ZM163 89V88H162ZM131 90V89H130ZM159 90V89H158ZM157 90V91H158ZM6 91V92H5ZM73 91V90H72ZM187 91V90H186ZM180 93V94H181ZM74 94V93H73ZM207 94V93H206ZM6 95V96H5ZM210 95V94H209ZM63 96H62V99H63V101H66L67 99H65V98H63ZM205 96H208V95H205ZM61 97V96H60ZM60 97H58L59 99H60ZM136 97V96H135ZM135 97H133L134 99H135ZM8 98V99H7ZM43 98V99H44ZM57 98V99H58ZM210 98V97H209ZM42 99V98H41ZM65 99V100H64ZM71 99V100H72ZM7 100V101H6ZM17 100H18V98H17ZM56 100V99H55ZM70 100V101H71ZM143 100V99H142ZM19 101V100H18ZM55 103H53V102ZM140 101V100H139ZM168 101V100H167ZM172 103H170V104H173V101L172 100H170ZM183 101V100H182ZM181 101V102H182ZM7 102V103H6ZM10 102V101H9ZM16 102V101H15ZM48 102V101H47ZM61 101L59 100V103H60ZM75 103H76V105H78L77 104V102L76 101H74ZM129 103H130V100L128 101ZM169 102V101H168ZM186 102V103H187ZM18 103V102H17ZM63 103H65V102H63ZM44 104H45V102H44ZM43 104V105H44ZM58 104V105H57ZM169 104V106L170 107H172V106H174V105H170ZM192 104V103H191ZM61 105V104H60ZM65 105V104H64ZM75 105V106H76ZM181 105V104H180ZM184 105H187V104H184ZM189 105H190V103H189ZM41 106V105H40ZM58 106H59V108H58ZM131 106H132V104H131ZM133 106H135V105H133ZM132 106V107H133ZM179 106V105H178ZM177 106V107H178ZM26 107V106H25ZM139 107V106H138ZM137 106L135 107V110H131V111H129L128 109H129V106H128V109L127 108H125V109H127L128 111H126L125 112V115H126V113H128L129 115H132V114H135V113H137L138 112V110H139V108H138ZM187 107V106H186ZM27 108V107H26ZM30 108V107H29ZM141 108V107H140ZM187 108H189V107H187ZM42 109H44L43 107H42ZM134 109V108H133ZM0 110V129L1 130H4L5 129V127H6V125H7V123L9 122V119L8 118H10L11 117V115L14 113H12V111L10 112L11 113V115L9 114V113H3L2 111ZM5 110V109H4ZM29 110V109H28ZM60 110V111H61ZM64 110H65V108H64ZM64 110H62V111H64ZM191 110H192V108H191ZM194 110V109H193ZM66 111H67V109H66ZM195 111V110H194ZM46 113V112H45ZM65 113V112H64ZM189 113V112H188ZM191 113V115L192 116H194L193 114H194V112L192 111V112H190ZM193 113V114H192ZM17 114V113H16ZM48 114V113H47ZM140 114L141 113H139V115L138 116H140ZM8 116V118H7V116ZM18 115V114H17ZM26 115V114H25ZM124 115V116H125ZM137 115V114H136ZM15 116V115H14ZM13 116V117H14ZM70 116V115H69ZM143 116L144 115H142V116H140L139 118H143ZM191 116V117H192ZM13 117H11L12 119H13ZM27 117V116H26ZM49 117V118H50ZM79 117V116H78ZM130 117V118H129ZM125 116L122 120V122H123V124H125L124 126L122 125V127H124L122 130H123V133H124V136H126L127 138L128 137H132V136H134L136 133L138 134L137 136H139V134H140V131H138V127H137V125H138V123H139V121L137 120V118H135V119H133L131 116ZM40 118V117H39ZM49 118H48V120H49ZM68 118V117H67ZM171 118V119H170ZM193 118V117H192ZM191 118V119H192ZM261 118V117H260ZM262 118H264V117H262ZM261 118V119H262ZM15 119H17V117L15 118ZM154 119V118H153ZM162 119V118H161ZM182 119V118H181ZM202 119H204V118H202ZM260 119V120H261ZM45 122H44V121ZM76 120V119H75ZM74 120V121H75ZM144 120V119H143ZM142 119H141V121H143ZM175 120H177V121H175ZM260 120L258 121L257 120V123L256 122H254L253 124H255L256 123V125H255V127H258L257 125H260V126H262V124H264V122L261 120V123H260ZM8 121V122H7ZM10 121H11V119H10ZM44 122L45 123V125H44V127H42L43 126V124L41 123V122ZM151 121L152 120H150V123H151ZM155 121V120H154ZM174 121V122H173ZM199 121H201V120H199ZM19 123V124H22L23 125V122L21 123V122H18V119L15 121V122H13V120L11 121V122H9V123ZM121 122V123H122ZM146 123V121L144 120L143 121V123ZM258 122H259V124H258ZM8 123V124H9ZM38 123H40V125H38ZM71 123H73V122H71ZM178 123H176V124H178ZM201 123H203L204 124V122L203 121H201ZM205 123H206V121H205ZM76 124V123H75ZM252 124V125H253ZM25 125V124H24ZM23 125V126H24ZM27 125H25V126H27ZM33 125V126H32ZM42 125V126H41ZM192 125H193V123H192ZM200 125H202V124H200ZM206 125H208V124H206ZM251 125V128H255L254 127V125L252 126ZM19 126V125H18ZM22 126V127H23ZM24 126V127H25ZM74 126V125H73ZM76 126H78L77 124H76ZM178 126V127H177ZM181 126V125H180ZM187 126V125H186ZM203 126L204 125H202V129H203ZM7 127H8V125H7ZM7 127H6V130H7ZM21 127V126H20ZM41 127L42 128H44V130H41ZM264 126H262V127H258L257 129H259V128H263ZM26 128V127H25ZM29 128V127H28ZM74 128L76 129L77 127H75L74 126ZM74 128H73V130H74ZM178 128H180V129H178ZM30 129V128H29ZM77 129H79V128H77ZM5 130V131H6ZM27 130V129H26ZM25 130V131H26ZM34 130L32 131V133L34 132ZM72 130V129H71ZM182 130H184V127H183V129ZM256 130V129H255ZM260 130V129H259ZM203 131V130H202ZM27 132V131H26ZM30 132V131H29ZM36 132H34V134L33 135H37V133ZM76 132H78V131H76ZM80 132H81V130H80ZM139 132V133H138ZM180 132V134H177V133H179ZM235 132H237V131H235ZM234 132V133H235ZM248 132H249V130H248ZM2 133V132H1ZM32 133H30V135H32ZM73 133H75V132H73ZM238 133V132H237ZM245 133H247V130H246V132ZM250 133V132H249ZM248 133V135H250ZM23 134H26V133H23ZM67 134V135H66ZM212 134V133H211ZM2 135H3V133H2ZM65 135L66 136H68L67 137V139H66V137H65ZM78 135H79V133H78ZM208 135V134H207ZM213 135V134H212ZM234 135V134H233ZM72 136H74V134L72 135ZM76 136H77V134H76ZM206 136V135H205ZM208 136H211L210 134L208 135ZM207 136V137H208ZM27 138H29V136H26ZM26 137H25V139H26ZM31 137V136H30ZM212 137H214V135L212 136ZM251 137H252V134H251ZM37 138V139H36ZM64 138H65V140H64ZM134 138V137H133ZM148 138H150V137H148ZM147 138V139H148ZM205 138V137H204ZM207 138H205V140H206ZM210 138L208 137V140H209ZM212 139V138H211ZM209 140L210 142L212 141V140ZM20 140V141H19ZM27 140V139H26ZM90 140H91V138H90ZM160 141V142H158V141ZM207 140V141H208ZM235 140H237V138L235 139ZM25 141V140H24ZM23 141V142H24ZM28 141V140H27ZM208 141V142H209ZM215 141V140H214ZM75 142V141H74ZM73 142V143H74ZM206 142V141H205ZM209 142V146L211 145L212 146V144L214 143V142H212V143H210ZM35 143H34V145H35ZM44 143H45V145H44ZM91 143V142H90ZM20 144V143H19ZM44 146H42V145ZM96 144H97V142H96ZM23 145V144H22ZM67 145V144H66ZM74 145V144H73ZM72 145V146H73ZM99 145V144H98ZM40 146H42L43 148H40ZM93 146H94V144H93ZM97 146V145H96ZM105 146V145H104ZM206 146V145H205ZM214 146V145H213ZM3 147V146H2ZM20 147H21V149H20ZM67 147H68V145H67ZM70 147V146H69ZM75 147V146H74ZM74 147H72V148H74ZM216 147V146H215ZM6 148H7V146H6ZM29 148V147H28ZM27 148V149H28ZM95 148V147H94ZM97 148H99V147H97ZM1 149V148H0ZM7 149H9V147L7 148ZM75 149V148H74ZM103 149V148H102ZM215 148H213L212 150H214ZM20 150V151H19ZM29 150H30V148H29ZM76 150V149H75ZM77 150H79V149H77ZM95 150H96V148H95ZM209 150H211L210 148H209ZM106 151H107V149H106ZM132 151V150H131ZM3 152V151H2ZM23 152H24V154H23ZM43 152L41 153V154H43ZM73 152V151H72ZM130 152V151H129ZM142 152V151H141ZM1 153V152H0ZM7 153V152H6ZM102 153V152H101ZM107 153V152H106ZM233 153V152H232ZM1 154H3V153H1ZM20 154V155H19ZM23 154V155H22ZM29 154H30V156H29ZM75 154V153H74ZM77 154V153H76ZM75 154V155H76ZM79 154H80V152H79ZM103 154H104V152L102 153V156H103ZM233 154H235V153H233ZM32 155V156H31ZM45 155V154H44ZM70 155V154H69ZM81 155V154H80ZM107 155V154H106ZM144 155H145V157H144ZM184 155H186V156H193L194 157V160H193V167H200V172H199V170H197L198 172H193L192 173V176H190L191 177V181L192 182H194L195 183V193H194V195H193V198H192V200H193V202L191 201V203L192 204H194V202H195V204L197 203V205L199 204V203H201V204H199V205H202V207L204 208L205 207V209H203L202 208V210H204L205 212H203L202 210H201V208L199 209V210H201L202 212H201V214L203 213H205V216H206V212H208V214L209 215H207L205 218H209L208 216H210V218L214 221V223L215 224H217V223H219V221L222 219L223 220V222H225V224H227V225H225V226H223L222 224L223 223H221V225L223 226V228L225 227L226 228V230L228 229L229 230V232H231V234H229V233H227V234H229V235H232L233 234V236L231 237V236H229V235H226V236H224V237H226V238H228L227 240H226V238L224 239L225 241L224 242H222L223 244H228L227 242H229V244L227 245L228 247H226V245H224L223 246V244H221L222 245V249H221V245H219V243L221 242V241H223L222 239L220 240V242L219 243H215V245H214V241H210V243L209 244H207V247L206 248H203V247H201V246H199V245H197L195 242H197L196 240H195V242H194V238L195 237H193V241H192V239L190 240L189 239V237H192L193 235H190L189 237H188V239L186 240V239H184L185 238V235L183 236V233H185V232H183L182 230H184L185 229V231H190L189 229H191V226H189L188 224L189 223H191L190 222V219L188 218V213L186 212V210L185 211H180L179 209H182V208H179V207H181V206H177V205H181L182 204V202L183 201H179L178 200V197H177V195H176V190H178L179 188H180V185L178 186V187H176V185L175 184H179V179H178V173H177V171L179 170L177 167H176V170L177 171H175L174 169H175V165H177L178 166V164L179 163H177L178 161H179V158L180 157H182V156H184ZM231 155V154H230ZM6 156H7V154H6ZM25 156H27V160H30L31 158H33L34 157V160L32 159L31 160V162L32 163H24L25 161H26V159L24 158V161L22 162V160L23 159H21V157H25ZM40 156V155H39ZM212 156V157H213ZM1 157V156H0ZM28 157H30V158H28ZM66 157H68V156H66ZM76 157V156H75ZM75 157H73V158H75ZM191 157H190V159H189V161H191L192 159H191ZM2 158V157H1ZM5 158V157H4ZM8 158V157H7ZM40 158H42V157H40ZM83 158V157H82ZM184 158H187V157H184ZM214 158V157H213ZM217 158V157H216ZM233 158H235V155H232V156H230V159L229 158H226L227 159V161H228V164L230 163V165H231V167L233 166V168H231L230 167V169L228 170L229 172H232L233 173V170L234 171H237L238 170V166H236V165H238V163H237V160H236V158L235 159H233ZM9 159V158H8ZM64 159V160H63ZM67 159V158H66ZM81 159V158H80ZM229 159V160H228ZM74 160V159H73ZM82 160V159H81ZM87 160V159H86ZM3 161V160H2ZM40 161H41V159H40ZM38 162L39 164H42L41 162ZM43 161V160H42ZM66 161H68V160H66ZM217 161V160H216ZM8 162V161H7ZM35 162V163H34ZM165 162V163H164ZM167 162V163H166ZM213 162V161H212ZM214 162H215V160H214ZM236 162V163H235ZM53 163V162H52ZM56 163V162H55ZM57 163H58V161H57ZM86 163H87V165H86ZM177 163V164H176ZM3 164H5V163H2V165ZM14 164V163H13ZM25 164V165H24ZM84 164H85V166H84ZM109 164V165H110ZM213 164V163H212ZM236 164V165H235ZM0 165H1V161H0ZM6 165V164H5ZM67 165H68V163H67ZM77 165V164H76ZM108 164H107V168H108V166H109ZM205 165V166H204ZM210 164H208V166H209ZM40 166V165H39ZM42 167L41 168H43L44 169V166L43 165H41ZM56 166V165H55ZM70 166V165H69ZM74 166H75V164H74ZM94 166V167H93ZM98 168H97V167ZM104 166H106V164H104ZM169 167L170 168V172H169V176H167L166 177V179H165V177H163L162 179L163 180H161L160 178H161V174L163 175L164 174V168L165 167ZM7 167H8V165H7ZM10 167V166H9ZM8 167V168H9ZM46 167V166H45ZM62 167V166H61ZM67 167V166H66ZM76 167V166H75ZM78 167V166H77ZM93 167V168H92ZM189 167H190V165H189ZM211 167V168H212ZM234 167H236L235 169H234ZM95 168V169H94ZM97 168V169H96ZM174 168V169H173ZM206 169H207V166L205 167ZM7 168H5V170H6ZM73 169V168H72ZM105 169H106V167H105ZM161 169V170H160ZM198 169V168H197ZM209 169H210V167H209ZM4 170V169H3ZM2 170V171H3ZM4 170V171H5ZM7 170H9V171H7V172H11V169H7ZM45 170V169H44ZM40 171V172H46V171ZM49 170H50V168H49ZM59 170H60V168H59ZM65 171V169H62V171ZM73 170H75V169H73ZM101 170V169H100ZM211 170H210V173H211ZM47 171H48V169H47ZM51 171V170H50ZM62 171H60V173L62 172ZM192 171V170H191ZM6 172V171H5ZM66 173L68 172V171H65ZM72 172V171H71ZM148 172H150V173H148ZM206 172H207V170H206ZM237 172H239V170L237 171ZM12 173V174H13ZM47 173V172H46ZM63 173V172H62ZM75 173V172H74ZM213 173H212V175H213ZM223 173V176H225L224 174H226V173H224V172H222ZM236 173V172H235ZM235 173L234 174H232V176L234 175V177H235V179H236V177L238 176V175H236L235 176ZM39 174V175H38ZM48 174V173H47ZM68 174V173H67ZM77 174V173H76ZM142 175H144L143 173H141ZM140 174V175H141ZM219 174V175H218ZM5 175H9V176H12V175H10V173L9 174H5ZM14 175V174H13ZM60 175L61 176H63L62 174H59V178H60ZM201 175H203V176H201ZM39 176H41L40 178H43V181H44V179L45 180H48V186L45 184V181H44V183L42 182L41 183V181L38 179L39 178ZM65 176H67V175H65ZM69 176V175H68ZM208 176H210V178L208 177ZM14 177V176H13ZM233 177V178H234ZM6 178V177H5ZM12 178V177H11ZM69 178H71V177H69ZM145 178V177H144ZM209 178V179H208ZM224 178V177H223ZM231 178V177H230ZM232 178V179H233ZM50 179H52V178H50ZM82 179L84 180V181H82ZM220 179V178H219ZM226 180H224V181H228V179H227V177L225 178ZM15 180V179H14ZM64 180V179H63ZM160 180V181H159ZM230 180V179H229ZM236 181V180H235ZM17 182V181H16ZM60 182H62V181H60ZM72 182V181H71ZM224 184H226V185H224ZM0 183H1V181H0ZM5 183V182H4ZM18 183V182H17ZM16 183V184H17ZM47 183V182H46ZM73 183V182H72ZM145 183V184H144ZM236 183V182H235ZM43 184V185H42ZM44 184H45V186H44ZM71 184V183H70ZM3 185V184H2ZM15 185V184H14ZM13 185V186H14ZM64 185H66V184H64ZM175 185V186H174ZM4 186V185H3ZM12 186V187H13ZM16 186V185H15ZM68 186V185H67ZM225 186H227V187H225ZM68 187H70V186H68ZM75 187V186H74ZM2 188V187H1ZM227 188H231V190H232V193L234 194V195H232V193H229L231 190H228ZM264 188V187H263ZM235 189V190H234ZM2 190V189H1ZM179 191V190H178ZM229 191V192H228ZM73 194V193H72ZM178 194V193H177ZM232 195V196H231ZM119 196V195H118ZM144 197H145V195H144ZM74 198V199H73ZM218 199H220V200H218ZM224 201H223V200ZM216 200L217 201H219V203H217L216 202ZM181 202V203H179V202ZM189 201V200H188ZM216 202V203H215ZM185 203V202H184ZM191 203L189 204V205H191ZM67 204V205H68ZM95 206H94V205ZM98 204H100V205H98ZM144 204V203H143ZM222 204H223V211H221L220 209V206H222ZM228 204V203H227ZM231 204V203H230ZM98 205V206H97ZM146 205H147V203H146ZM185 205V204H184ZM188 205V206H189ZM198 205V207H200ZM219 206V208L218 207H216V206ZM69 206V205H68ZM97 206V207H96ZM188 206H185L186 208L188 207ZM194 206H196V205H194ZM79 207V206H78ZM144 207V206H143ZM226 207V208H225ZM75 208H76V206H75ZM91 208H93V211H92V209ZM145 208H147V206H145ZM179 208V209H178ZM184 208V207H183ZM185 208V209H186ZM189 208V207H188ZM235 208L236 209H238V204L236 203L235 204ZM191 209H192V212H193V207L191 206ZM194 209H195V207H194ZM101 210V209H100ZM139 210H141V209H139ZM143 210V209H142ZM188 210V209H187ZM196 210V209H195ZM146 211V210H145ZM57 212V213H56ZM182 212V213H181ZM184 212V213H183ZM195 212V211H194ZM78 213V214H77ZM145 213V212H144ZM187 213V214H186ZM196 213H197V211H196ZM199 213V212H198ZM76 214L78 215V216H76ZM80 215V216H79ZM198 216L197 217H199V214H197ZM74 216V217H73ZM190 217V216H189ZM200 217H203V215H201ZM199 217V218H200ZM204 217H203V219H204ZM62 218V217H61ZM75 218V219H76ZM169 218H170V220H169ZM158 219V221H160ZM164 219V218H163ZM180 219V221H179V223H177L178 222V220ZM52 220H54V221H52ZM55 220L56 221H60V223L56 226V228H58V230L54 227V225H52V228L54 227L55 228V232L57 231L59 234H62V235H65L64 237H62V235L60 236V235H56V234H53L54 233V229H52V228H50L51 227V223H55ZM162 220V219H161ZM196 220H199V219H196ZM195 220V221H196ZM200 220H201V218H200ZM163 221V220H162ZM171 221V222H170ZM73 222V223H74ZM79 222V221H78ZM77 222V223H78ZM148 222V221H147ZM154 222V221H153ZM156 222H157V220H156ZM164 222V221H163ZM163 222H161V223H163ZM166 222V223H167ZM180 222H182V224L181 225H179L180 224ZM201 222V221H200ZM4 223H2V224H4ZM8 224H9V221L7 222ZM6 223V224H7ZM11 223V222H10ZM72 223V224H73ZM145 223H146V221H145ZM205 223H206V219H205ZM1 224V225H2ZM67 224V225H66ZM71 224V223H70ZM81 224V223H80ZM88 224V223H87ZM86 224V225H87ZM90 224V223H89ZM89 224H88V227L86 228V226H85V230L87 229V230H89V231H91V228H89V227H91V225L89 226ZM264 224V223H263ZM66 225V226H65ZM81 225H85V223H83V224H81ZM139 225V227H142V226H140V224H138ZM143 225V224H142ZM170 225V224H169ZM187 225H188V228H187ZM190 225H192V224H190ZM220 225V226H221ZM229 225V226H228ZM6 227H7V225H5ZM10 226V225H9ZM179 226V227H178ZM180 226H186V228L185 227H183L184 229H182V230H180V231H182V232H179V228H180ZM227 226V227H226ZM230 229H229V228ZM9 228V227H8ZM12 228V227H11ZM143 228V227H142ZM149 228V227H148ZM148 228H145L144 229V231H142L143 233H142V236H143V238H144V243L145 244H148L149 242H150V231L152 232V234H154V233H156V231H158L159 229H158V227H155V228H152V230L150 229V231L148 230ZM200 228H201V225H200ZM50 229V230H49ZM51 229H52V231H53V233L51 234V235H47V234H49V232L51 231ZM170 229V230H171ZM188 229V230H187ZM221 228L219 227V229L218 230H220ZM8 230V229H7ZM10 230V229H9ZM61 230H62V232H61ZM63 230L65 231V232H63ZM84 230V232L86 233V234H88V233H90L89 231H85ZM194 230V229H193ZM223 230V229H222ZM221 230V231H222ZM225 230V231H226ZM139 231V230H138ZM204 231V230H203ZM202 231V232H203ZM221 231H219V232H217L219 235H220V232ZM224 231V230H223ZM258 231V230H257ZM11 232V231H10ZM132 232H134V230L133 231H131V233ZM171 232V231H170ZM169 232V233H170ZM201 231H199V233H200ZM240 232H241V234H242V232H243V236L240 234ZM187 233V232H186ZM216 233V234H217ZM225 233V234H226ZM252 233V232H251ZM91 234V233H90ZM130 234V233H129ZM128 234V235H129ZM187 234H189V233H187ZM46 235L48 236L47 238H46ZM57 237H56V236ZM136 234H131L129 237H130V239L131 238H134V236H135ZM222 235L223 234H221V238H222ZM235 235V236H234ZM250 235V234H249ZM253 235H257L256 233L255 234H253ZM258 235H260V234H258ZM59 236V237H58ZM216 236V235H215ZM246 236H248V235H246ZM51 238V239H48V238ZM55 237V238H54ZM61 237H62V242H59V241H61ZM169 237V238H170ZM218 237H220V236H218ZM234 237V238H233ZM18 238V239H17ZM57 238H59V240H57ZM69 239H71L70 237H68ZM68 238L67 239H65L66 240V242H67V240H68ZM113 238H114V240H113ZM113 238H111L114 242L112 243V241L110 242V244L109 243H107L108 245L106 246L107 247V249H110V252L112 253L113 251H111V250H114L115 249V247H114V243L115 242H117L118 241V238L116 237H113ZM186 238H187V236H186ZM259 238V237H258ZM110 239V240H111ZM116 239H117V241H116ZM199 239V238H198ZM213 239V238H212ZM253 239H255V238H253ZM168 239H166V242L165 243H167V242H169V241H167ZM185 240H186V242H185ZM216 240H219L218 238H216ZM247 240H249V241H247ZM11 241H12V239H11ZM227 241V242H226ZM253 241V240H252ZM13 243V242H12ZM64 243V244H63ZM69 243V242H68ZM113 245H112V244ZM213 243V244H212ZM168 245H169V243H167ZM218 244V245H217ZM15 245V244H14ZM109 245H111L112 247H110ZM166 245V244H165ZM168 245H167V247H168ZM209 245V246H208ZM115 246H116V248H118V243H115ZM235 246H239L238 247V249H234V248H237V247H235ZM166 247V250L169 248H167ZM223 247H224V249H223ZM18 249V250H17ZM148 249V248H147ZM152 249V248H151ZM240 249V250H239ZM253 248H251V250H252ZM116 250V249H115ZM160 250V249H159ZM250 250V251H251ZM169 251L167 250V252H168V254H169ZM66 252L68 253L67 255H66ZM155 252H157V249H156V251ZM160 252V251H159ZM166 252V253H167ZM79 253V254H78ZM114 253V252H113ZM148 253H150L149 251H148ZM162 253H164L163 251L162 252H160V253H156V257H151L150 255H148L147 253L146 254H143L142 255V252H140L139 254H138V257H137V264H171V262L170 261H168V258L166 259L165 258V255H166V253H165V255H163ZM251 253V252H250ZM249 253V254H250ZM249 254H248V258H250L249 257ZM81 256V257H80ZM115 256V255H114ZM241 256V257H242ZM166 257H167V255H166ZM241 257H239V259L241 258ZM243 257L241 258V260L243 259ZM246 257H247V255H246ZM113 258V257H112ZM112 258L110 257V259H109V261H111L112 263H113V261L114 262H116L115 261V257L113 258L114 260H112ZM245 258V257H244ZM246 259V258H245ZM244 259V260H245ZM86 260L87 261H85L86 263L85 264H87L88 262H90V264H91V261L89 260L88 261V258H86ZM16 261V262H17ZM236 261V262H235ZM245 261H249V260H245ZM243 262V261H242ZM18 264V263H17ZM110 264V263H109ZM248 264V263H247Z\"/></svg>",
	"mask_w": 264,
	"mask_h": 264
}]
</instances>
